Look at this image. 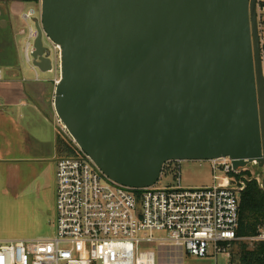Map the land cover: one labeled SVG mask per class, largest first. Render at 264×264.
<instances>
[{"label":"water","instance_id":"95a60500","mask_svg":"<svg viewBox=\"0 0 264 264\" xmlns=\"http://www.w3.org/2000/svg\"><path fill=\"white\" fill-rule=\"evenodd\" d=\"M35 28L57 116L116 183L154 187L168 162L264 170L256 0H41Z\"/></svg>","mask_w":264,"mask_h":264},{"label":"built area","instance_id":"2783aa9c","mask_svg":"<svg viewBox=\"0 0 264 264\" xmlns=\"http://www.w3.org/2000/svg\"><path fill=\"white\" fill-rule=\"evenodd\" d=\"M256 8L264 78V0H256ZM23 19L32 23L20 31L26 36L25 58L32 64L35 13ZM51 44L60 56V46ZM57 121L68 133L59 117ZM73 142L77 154L57 162L55 237L0 240V264H157V252L143 250L144 245L198 258L229 256L230 246L239 240L241 193L251 180L263 188L264 170L257 160L236 170L228 157L207 161L215 182L210 187H183L177 170L172 172L176 186L129 188L110 179ZM171 163L181 162H168L163 171ZM253 240H264V233Z\"/></svg>","mask_w":264,"mask_h":264},{"label":"crops","instance_id":"0c3cea01","mask_svg":"<svg viewBox=\"0 0 264 264\" xmlns=\"http://www.w3.org/2000/svg\"><path fill=\"white\" fill-rule=\"evenodd\" d=\"M8 1V0H7ZM0 0L5 8L8 41H4L0 50V67L4 70V79L0 82V181L5 176L28 173L30 176H42L47 171L57 172V162L64 157L62 142L71 143L70 135L58 124L54 107L56 85L60 79L42 78L40 71L27 61L24 54L25 40L17 41L20 29L15 33L17 13L22 12L21 20L30 1L41 7L40 0ZM24 12V13H23ZM35 13V23L39 20ZM26 39V36H25ZM56 67L52 72H55ZM33 71L35 76L30 75ZM54 86L50 90L48 83ZM16 180V179H15ZM17 181V180H16ZM7 189V178L4 180Z\"/></svg>","mask_w":264,"mask_h":264},{"label":"rangeland","instance_id":"374dc122","mask_svg":"<svg viewBox=\"0 0 264 264\" xmlns=\"http://www.w3.org/2000/svg\"><path fill=\"white\" fill-rule=\"evenodd\" d=\"M30 8L35 10L38 17L41 16V7L37 2L30 1L24 12ZM0 10L2 19L7 17L5 8L1 3ZM21 14L22 12L17 13L18 20L15 21V33H18L20 29L28 31V25L21 20ZM7 34L8 32L2 30L0 26V50L3 42L9 39ZM23 40H25V36L17 35V41L22 48ZM30 75L35 76L33 71L30 72ZM40 76L42 78L48 77L46 79L50 78L53 81L55 77H61V73L57 66L55 72H40ZM48 84L51 90L54 84L52 82ZM71 147L73 151L76 150L73 139ZM177 170H181V183L185 188L210 187L215 183L213 171L208 162L182 161L181 163L168 164L165 167L158 187L176 186L177 180L173 173ZM252 170L261 172L260 168H253ZM5 178L8 182L7 189L4 186ZM5 178L0 181V240H31L55 237L57 229V179L55 173L47 171L39 177L24 173L21 176L15 174V176H5ZM158 235L162 236L163 234ZM244 243L247 245V250H252L255 247L249 239L239 238L230 246L229 256L221 254L216 258H198L185 255L170 247L156 249L154 246L144 245L142 249L157 252V264H241V245Z\"/></svg>","mask_w":264,"mask_h":264},{"label":"trees","instance_id":"16d2710c","mask_svg":"<svg viewBox=\"0 0 264 264\" xmlns=\"http://www.w3.org/2000/svg\"><path fill=\"white\" fill-rule=\"evenodd\" d=\"M64 157L74 156L71 143L62 142ZM264 233V191L255 180L247 182L240 197V226L237 232L239 238L249 239L255 246L247 250L246 243L241 245V264H264V240H253Z\"/></svg>","mask_w":264,"mask_h":264},{"label":"flooded vegetation","instance_id":"af4514ba","mask_svg":"<svg viewBox=\"0 0 264 264\" xmlns=\"http://www.w3.org/2000/svg\"><path fill=\"white\" fill-rule=\"evenodd\" d=\"M7 1V0H6ZM9 1V0H8ZM8 1H7V4H8ZM1 4L5 3V2H0Z\"/></svg>","mask_w":264,"mask_h":264}]
</instances>
